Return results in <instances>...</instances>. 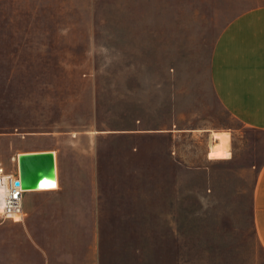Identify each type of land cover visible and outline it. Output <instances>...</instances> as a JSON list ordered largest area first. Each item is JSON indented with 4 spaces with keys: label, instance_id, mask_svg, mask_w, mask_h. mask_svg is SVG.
Returning <instances> with one entry per match:
<instances>
[{
    "label": "rangeland",
    "instance_id": "rangeland-1",
    "mask_svg": "<svg viewBox=\"0 0 264 264\" xmlns=\"http://www.w3.org/2000/svg\"><path fill=\"white\" fill-rule=\"evenodd\" d=\"M262 5L0 0V164L54 151L62 188L29 193L0 264H264L251 207L264 133L210 82L222 26ZM212 131L231 134L230 159L209 160Z\"/></svg>",
    "mask_w": 264,
    "mask_h": 264
},
{
    "label": "crops",
    "instance_id": "crops-1",
    "mask_svg": "<svg viewBox=\"0 0 264 264\" xmlns=\"http://www.w3.org/2000/svg\"><path fill=\"white\" fill-rule=\"evenodd\" d=\"M210 82L219 104L233 119L244 128L264 133V5L244 10L222 26L211 53ZM255 170L252 221L256 240L264 252V159ZM60 191L61 187L41 194L52 196ZM29 193L27 217L35 207ZM17 226L20 223H2L0 234Z\"/></svg>",
    "mask_w": 264,
    "mask_h": 264
},
{
    "label": "water",
    "instance_id": "water-1",
    "mask_svg": "<svg viewBox=\"0 0 264 264\" xmlns=\"http://www.w3.org/2000/svg\"><path fill=\"white\" fill-rule=\"evenodd\" d=\"M21 184L23 190H37L45 181L54 182L56 174V155L54 151L25 152L18 156Z\"/></svg>",
    "mask_w": 264,
    "mask_h": 264
},
{
    "label": "built area",
    "instance_id": "built-area-1",
    "mask_svg": "<svg viewBox=\"0 0 264 264\" xmlns=\"http://www.w3.org/2000/svg\"><path fill=\"white\" fill-rule=\"evenodd\" d=\"M17 182L21 183L19 167L9 173L0 164V190L3 192V204L0 210L2 221L23 223L27 218L23 200L28 192L22 189L21 184L17 185Z\"/></svg>",
    "mask_w": 264,
    "mask_h": 264
},
{
    "label": "bare ground",
    "instance_id": "bare-ground-1",
    "mask_svg": "<svg viewBox=\"0 0 264 264\" xmlns=\"http://www.w3.org/2000/svg\"><path fill=\"white\" fill-rule=\"evenodd\" d=\"M210 145L208 151L209 160H228L232 156V138L231 134L227 131H212L210 133ZM18 156L16 157V162L18 164ZM59 178L57 173V178L54 182L45 181L41 184L40 188L37 190H26L27 192H44V191H54L59 189ZM3 204V192L0 190V210Z\"/></svg>",
    "mask_w": 264,
    "mask_h": 264
}]
</instances>
